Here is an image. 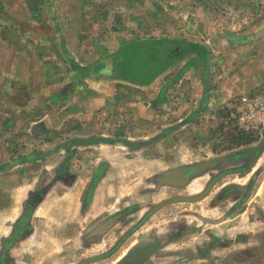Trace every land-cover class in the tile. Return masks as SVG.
<instances>
[{
    "label": "crops",
    "instance_id": "crops-1",
    "mask_svg": "<svg viewBox=\"0 0 264 264\" xmlns=\"http://www.w3.org/2000/svg\"><path fill=\"white\" fill-rule=\"evenodd\" d=\"M82 4L0 0V264H117L143 242L158 243L145 264H264V151L236 163L199 144L176 161L168 130L141 132L180 86L183 125L238 123L237 99L264 94V0L254 30L186 40L148 81L125 75L130 42L86 55Z\"/></svg>",
    "mask_w": 264,
    "mask_h": 264
},
{
    "label": "rangeland",
    "instance_id": "rangeland-1",
    "mask_svg": "<svg viewBox=\"0 0 264 264\" xmlns=\"http://www.w3.org/2000/svg\"><path fill=\"white\" fill-rule=\"evenodd\" d=\"M80 2H83L82 5L87 8L83 20L89 24L88 29L83 30L82 33L88 44L92 43L87 45L89 49H86V55L89 56L94 52L93 50H98L100 47L112 51L116 48L115 45L121 47L122 43L130 42L126 46L128 56L124 66L125 75L146 81L155 74L149 68L154 58L159 57L154 63V66L158 67L162 66L163 54L166 53L164 62L169 60V50L174 43L166 39L191 42L231 39L240 32L245 34L249 30H254L253 27L260 23L257 20L261 15L251 9V5L253 8L256 0H80ZM158 38L162 39L161 42L156 41ZM138 55H141L142 59L136 60ZM175 60L177 62L178 58ZM181 70L174 71L170 75L173 80H177ZM185 90L186 88L180 86L170 93V96L174 95L172 99L174 107L168 112L169 116L166 109H159L160 116L157 121L151 126L143 125L141 131L143 134L153 131L157 134L168 130L172 134L168 143L173 147L171 150L176 154V161L183 157V152L187 154V150H190L192 156L196 155L200 148L199 144L202 147L207 146L211 151L235 148L232 151L234 154L245 148L246 144L258 146L263 140L264 131L256 129L247 131L241 124H236V121L227 118L226 113L218 117V121L215 122L214 111L199 112L200 117L195 119L197 123L183 125L180 120L190 114V111L195 110L190 109L189 105L193 106V104L182 95V91ZM217 114L219 116L221 113ZM166 116L169 118L165 119ZM171 121L174 123L167 128L165 124ZM0 130L5 131L6 128L0 126ZM16 130L19 131L20 128ZM234 138L237 140L242 138L244 141L239 147H233L234 145L231 144L236 141Z\"/></svg>",
    "mask_w": 264,
    "mask_h": 264
},
{
    "label": "built area",
    "instance_id": "built-area-1",
    "mask_svg": "<svg viewBox=\"0 0 264 264\" xmlns=\"http://www.w3.org/2000/svg\"><path fill=\"white\" fill-rule=\"evenodd\" d=\"M235 108V109H234ZM233 109L234 117L247 131H264V94H244L237 101Z\"/></svg>",
    "mask_w": 264,
    "mask_h": 264
},
{
    "label": "water",
    "instance_id": "water-1",
    "mask_svg": "<svg viewBox=\"0 0 264 264\" xmlns=\"http://www.w3.org/2000/svg\"><path fill=\"white\" fill-rule=\"evenodd\" d=\"M247 149H253V150L258 152V154L254 158H252V160H251L252 164H253V163H255L256 159L258 158V155L264 151V132H263V140L260 142V144H258V146H256V145L250 146L247 148L240 149L237 152H239L241 150H247ZM228 159H230V158H228ZM211 160L212 161L217 160V162L223 161V163H224L225 160L227 161V157L226 158L223 157L222 160H220L219 158H217V159L212 158ZM242 161H246V158L234 160L233 162L237 163V162H242ZM209 162H211V161H209V160L206 161V163H209ZM202 166H204V163L202 164ZM247 166H245V167H247ZM192 169H193L194 173L198 172V170H199V169H196V167H193ZM173 172H176V177H179V175L181 174V169L178 168V169L174 170ZM182 175L186 178V176L184 174H182ZM157 244H158L157 242L140 243V244L134 246L117 264H145L147 261L150 260L152 254L156 250Z\"/></svg>",
    "mask_w": 264,
    "mask_h": 264
},
{
    "label": "trees",
    "instance_id": "trees-1",
    "mask_svg": "<svg viewBox=\"0 0 264 264\" xmlns=\"http://www.w3.org/2000/svg\"><path fill=\"white\" fill-rule=\"evenodd\" d=\"M168 41H170V40H168ZM170 42L174 43L171 45L172 47L169 50V53L171 52L169 56H171L172 59L173 58L174 59L179 58L180 56L189 52L191 50V48L193 47V45L190 42L183 41V40H178V41L171 40ZM257 154H258L257 151H255L253 149H247V150H241L239 152H235L233 157H231V158L234 160L247 158V157H251V156L254 158Z\"/></svg>",
    "mask_w": 264,
    "mask_h": 264
},
{
    "label": "flooded vegetation",
    "instance_id": "flooded-vegetation-1",
    "mask_svg": "<svg viewBox=\"0 0 264 264\" xmlns=\"http://www.w3.org/2000/svg\"><path fill=\"white\" fill-rule=\"evenodd\" d=\"M233 155H234V154L232 153V156H231V157H233ZM252 158H253V157L251 156V157H247L246 159L250 162V161L252 160ZM232 160L234 161V159H232Z\"/></svg>",
    "mask_w": 264,
    "mask_h": 264
}]
</instances>
